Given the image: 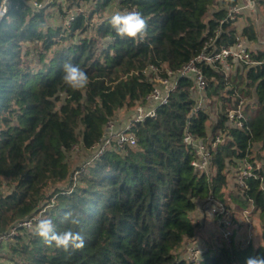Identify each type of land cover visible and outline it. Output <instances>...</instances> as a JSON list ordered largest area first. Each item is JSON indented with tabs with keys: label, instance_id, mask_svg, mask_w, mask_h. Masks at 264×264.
<instances>
[{
	"label": "trees",
	"instance_id": "obj_1",
	"mask_svg": "<svg viewBox=\"0 0 264 264\" xmlns=\"http://www.w3.org/2000/svg\"><path fill=\"white\" fill-rule=\"evenodd\" d=\"M254 2L264 15V0ZM235 3L9 0V11L0 18V235L25 217L32 220L30 228L18 227L0 246L12 264H245L250 256H264L260 181H231L245 157L254 166L255 159L264 158V50L253 46L252 14L240 15L250 61L232 65L228 76L201 65L206 97L221 104L212 123L213 134L221 135L212 149L213 174L195 169L192 148L184 141L188 133L203 140L209 135V114L195 110L189 77L178 79L177 90L154 116L127 131L133 144L114 143L93 156L109 120L146 103L155 86L150 65L177 71L211 36L217 49L233 44L236 21L220 25V20ZM113 6L141 12L142 39L116 35L107 16ZM66 62L88 75L86 88L64 85ZM239 106L247 118L242 127L228 118L229 108ZM210 197L227 207L231 201L258 211L257 245L232 239L208 244L200 259L182 256L185 241L199 227L192 213L199 200ZM68 212L79 224L63 219ZM42 218L52 219L57 231L79 232L84 246L46 245L34 232Z\"/></svg>",
	"mask_w": 264,
	"mask_h": 264
},
{
	"label": "built area",
	"instance_id": "obj_2",
	"mask_svg": "<svg viewBox=\"0 0 264 264\" xmlns=\"http://www.w3.org/2000/svg\"><path fill=\"white\" fill-rule=\"evenodd\" d=\"M40 5H36L39 8ZM36 8V9H37ZM243 13H250L254 17V22L258 21V8L254 0H237V3L227 6L225 17L220 20V25L228 23L230 21H236L238 17ZM220 28L215 30V36L219 34ZM241 31H238L233 44L225 45L217 49L215 47V38L211 36L206 41L199 54L183 64L177 71H171L164 68L162 65L158 67L156 65H150L148 72L154 76L155 86L152 91L145 97L146 103L138 105L132 112L127 113L125 117L118 120L117 114L115 117L109 120L106 125L105 132L102 138L93 147V156L99 157L104 152L110 150L114 143L121 144L124 142L134 143V140L127 134V131L131 129L133 124L143 121L148 116H154L158 106L167 102L171 94L178 88V79L181 77H189L194 81V92L198 100L195 110L206 111L209 116L212 111L207 105L208 100L206 97V77L202 70L201 65H207L224 72L226 76L231 71V66L238 63H247L250 61V49L251 43L248 42L241 35ZM257 42L262 46L264 50V39H258ZM216 101V100H215ZM217 111L221 110V104L216 102ZM229 124L236 127H242L246 123L247 118L242 114L240 106L236 109L229 108L228 111ZM122 121L123 125L119 127V122ZM205 140L186 134L184 141L190 145L193 151V159L191 164L195 169L209 174H213L214 170L211 165L212 149L220 142V131L213 134L212 130ZM79 146H74L73 150H78ZM255 150L256 148L253 147ZM256 151V150H255ZM255 166L246 160V157L241 161L239 167L232 176L233 180L237 181L240 185L244 184L243 179L253 177L260 181L261 188L264 192V158L255 159ZM73 184H70L68 189H71ZM201 202V208L207 211L214 221V235L212 236L211 243L213 245H219L221 243L229 244L232 239L240 240L248 244L251 241L250 235H246L237 238L240 228L245 227L251 229L253 227V207L243 209L239 213L233 211L230 207H227L224 203L210 197ZM199 223V220L194 219ZM252 225V226H251ZM32 226V220L30 217H25L18 224L10 228L8 231L0 235V246L7 243L12 239L16 233L18 227L30 228ZM237 232V234H236ZM207 247L203 248L206 250ZM203 250H199L196 246L189 249L190 257L197 259L198 254Z\"/></svg>",
	"mask_w": 264,
	"mask_h": 264
},
{
	"label": "clouds",
	"instance_id": "obj_3",
	"mask_svg": "<svg viewBox=\"0 0 264 264\" xmlns=\"http://www.w3.org/2000/svg\"><path fill=\"white\" fill-rule=\"evenodd\" d=\"M9 11V0H0V18L5 17ZM108 24L118 37L136 40L138 37L143 38L146 29V20L141 12L131 11H115L109 18ZM62 81L65 86L73 91L84 89L89 84L88 75L77 65L65 63L62 68ZM65 221L72 225L79 224V218L72 212L65 214ZM35 235L49 246L54 245L57 248L68 249L82 248L84 239L79 232L71 229L63 232L57 231L52 219L42 218L34 226ZM245 264H264V256H250L246 259Z\"/></svg>",
	"mask_w": 264,
	"mask_h": 264
},
{
	"label": "rangeland",
	"instance_id": "obj_4",
	"mask_svg": "<svg viewBox=\"0 0 264 264\" xmlns=\"http://www.w3.org/2000/svg\"><path fill=\"white\" fill-rule=\"evenodd\" d=\"M117 10H120L117 6H113L112 8H110L109 10H108V12H107V16L108 17H110L115 11H117ZM76 11V9L74 8V9H72V10H70L69 12H68V15H70L71 13H74ZM121 11V10H120ZM264 16V15H263ZM207 18H208V16H207ZM206 18V19H207ZM67 19V18H66ZM241 20H243V17H242V19ZM66 24V21H64V22H62V25L64 26ZM251 47V46H250ZM125 115H126V113H124V112H122V113H120V112H118L117 113V118H118V120H121L122 119V117H125ZM123 125V123H122V121H120L119 122V127H121ZM82 157V156H81ZM81 158L79 157L76 161L77 162H80L81 160H80ZM229 204V207L231 208V209H235V210H237L236 209V207L238 206L237 204H235V203H233V202H229L228 203ZM247 209V208H246ZM193 216V215H192ZM252 217H253V223H252V225H253V227L249 230V229H244V231H243V229H242V232H241V237L243 236V235H250V237H251V239H252V242H253V245H257V243H258V237H257V235H258V230H259V228H258V211H253V214H252ZM194 219V218H193ZM195 221V220H194ZM201 221V220H200ZM213 221V220H212ZM208 222H209V220H208ZM205 224H206V221H205ZM200 225H201V223H200ZM209 225V224H208ZM251 225V226H252ZM199 229V231H201L200 233H199V236H200V238L202 239V243H201V245L198 247L200 250H203V246H207L208 244H209V242H210V238H211V236H213L214 235V227H213V229H212V224H210V228H209V230L207 231V230H205L204 228H201V226L198 228ZM198 231V232H199ZM198 232H197V234L196 235H198ZM196 240L195 239H188V240H186L185 241V243H184V245H183V247H182V249H181V253H182V256H185V257H187V258H189L190 257V252H189V249L191 248V247H193V246H197L198 244H196V243H198V242H195ZM203 243H204V245H203ZM204 251V250H203ZM5 251H4V249L2 250V249H0V264H12L6 257H5ZM201 256H202V254L200 253V254H198V257L197 258H201Z\"/></svg>",
	"mask_w": 264,
	"mask_h": 264
},
{
	"label": "crops",
	"instance_id": "obj_5",
	"mask_svg": "<svg viewBox=\"0 0 264 264\" xmlns=\"http://www.w3.org/2000/svg\"><path fill=\"white\" fill-rule=\"evenodd\" d=\"M242 19V17H238V19L236 20V27H237V30L238 31H241V29H242V27H243V25H244V18H243V20H241ZM255 26H256V31H257V37H258V39H264V16L263 15H261L260 13H259V15H258V21L257 22H255ZM253 46L254 47H262L258 42L257 43H253ZM262 49V48H261ZM215 104H216V101L214 100V99H212L211 101H209V102H207V105H208V107L211 109L212 108V111H211V113H210V119H209V121L207 122V129H208V133H210V130H212V123L214 122V118H215V115H216V112L214 111V108L216 109V107H215ZM120 113H122V112H124L123 110H121V111H119ZM258 145H254V147L256 148ZM231 181L233 182V178L231 177ZM236 209L237 210H235L234 209V211L236 212V213H239L240 211H242L243 210V208H241L240 206H237L236 207ZM192 217L194 218V219H196V220H199V227L201 226V228H204L205 230H209V228H210V224H212V229H213V227H214V221H212L213 220V218H212V216L207 212V211H205V210H203L202 208H201V202H199L198 203V205H197V208H196V210L192 213ZM201 220V221H200ZM208 220H209V222H208ZM205 221H206V224H205ZM200 223H201V225H200ZM209 224V225H208ZM198 227V228H199ZM242 229H243V231H244V229H245V227H242V228H240V232L238 233V235H237V238H240V236H241V232H242ZM199 231V229H197V231H196V234H197V232ZM201 231H199L198 232V235H196L195 234V236L192 238V239H195L196 241L195 242H198V243H196V244H198L197 246H196V248H198L200 245H201V243H202V239L200 238V236H199V233H200ZM236 234H237V232H236ZM243 236H245V235H243ZM242 236V237H243ZM211 240H212V236H211V238H210V242H209V244L211 243ZM203 245H204V243H203ZM205 247H207V246H203L202 248H205ZM199 249V248H198ZM200 250V249H199Z\"/></svg>",
	"mask_w": 264,
	"mask_h": 264
}]
</instances>
